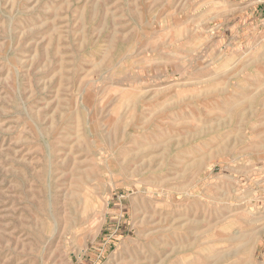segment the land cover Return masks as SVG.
<instances>
[{
	"label": "rangeland",
	"instance_id": "374dc122",
	"mask_svg": "<svg viewBox=\"0 0 264 264\" xmlns=\"http://www.w3.org/2000/svg\"><path fill=\"white\" fill-rule=\"evenodd\" d=\"M0 264H264V0H0Z\"/></svg>",
	"mask_w": 264,
	"mask_h": 264
}]
</instances>
